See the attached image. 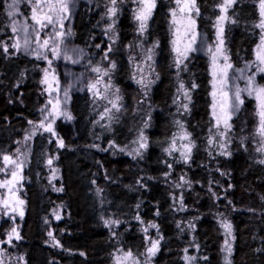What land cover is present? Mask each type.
Returning <instances> with one entry per match:
<instances>
[{
    "label": "trees",
    "instance_id": "1",
    "mask_svg": "<svg viewBox=\"0 0 264 264\" xmlns=\"http://www.w3.org/2000/svg\"><path fill=\"white\" fill-rule=\"evenodd\" d=\"M173 1L157 0L145 32L146 42L154 44L157 52V80L148 96V126L142 127V116L132 113L138 98L128 80L130 65L125 49L134 41L133 1L123 0L115 17L117 43L108 53L116 64L111 74L120 89L123 113L112 131L99 129L97 135L89 93L83 87L76 88L70 97L72 119L55 125L64 142V147H59L36 127L41 120V72L45 64L11 47L12 20L17 24L23 19L30 22L31 6L20 0L10 18L7 5L11 0H0V165L2 156L15 152L21 143L26 148L24 215L18 221L21 239L7 249L12 257H23L25 264H113L119 247L141 256L147 246L144 224L154 223L157 231L149 235L157 234L161 239L148 264H186L185 255L195 257L191 264H223V233L218 224L223 215L234 234L231 264H264V164L259 163L252 143L254 101L245 97L233 115V137L226 154L209 146L210 84L204 56L192 54L181 75L190 96L185 124L195 143L193 153L186 163L173 162L169 167L165 162L164 147L170 143L176 123L177 81L169 30ZM217 2L196 0L199 31L208 38L218 14ZM75 4L74 43L89 56L90 64L95 58L99 62L106 48L102 22L108 0H75ZM228 16L235 21L226 26L229 60L233 71L239 72L253 61L259 35L255 27L258 0H237ZM97 45L101 50L95 49ZM4 46H8L7 53ZM138 129L144 132L147 148L135 159L113 149L96 148V142L107 141L122 146ZM33 131L36 135L26 141L25 135ZM48 159H54L59 169V179L53 183ZM181 175L186 178L183 184ZM61 205L63 216L54 221L52 212ZM105 221L120 223L106 225ZM49 231L59 246L48 236Z\"/></svg>",
    "mask_w": 264,
    "mask_h": 264
},
{
    "label": "rangeland",
    "instance_id": "2",
    "mask_svg": "<svg viewBox=\"0 0 264 264\" xmlns=\"http://www.w3.org/2000/svg\"><path fill=\"white\" fill-rule=\"evenodd\" d=\"M131 1H133V0H131ZM26 2L31 6V4L29 3V0H26ZM32 2L34 3V0H32ZM156 2H157V0H156ZM222 2H223V0H218L217 5L221 4ZM131 4L133 5L132 6V21H133V26H134V41L130 45H128L125 49L126 56L129 59V65H130V76L128 77V80L134 86L135 91H136V96L138 98L137 101L132 106L133 107L132 113L134 115L136 114V116H142V120L144 122L142 127H145L144 125H145V123H147L146 121L148 119L147 118L148 113H149L148 110H150V104H149V100H148L149 89L153 85V83H155L157 80V74H156L157 52H156V46L153 47L154 44H150V43L148 44L146 42L145 34L143 36H141L138 33V31H137L138 23L133 19V10L137 7V5L134 2ZM75 5H76L75 0H72V3L70 4L69 18L63 20V28H61L59 23H57L55 25V28H53L52 25H48L47 27H45L43 30L40 31L39 41H37L36 34L33 31V27L36 28L37 30H39V26L34 25V22L31 20V15H32V7H31V14H30V17L28 18L30 22H25L24 19L21 22H19L18 26H20V30L16 33H13L14 36H13L12 44L18 40L20 45H21V49L19 51H22L24 53H28V54L34 56L37 60H39L45 64V67L42 69V72H41L42 73L41 77H42V80L45 78V70H47V72H48V77H47L48 83L45 84V83L41 82V85H42V98H41V100L43 103V105L41 106V109H47L49 112H51L52 111V104H55L56 101L59 100L61 111H67L70 114V97H71V94L74 92V90L76 88L83 87L89 93L90 107L92 110V114L95 117L96 134L99 135L100 130H107V129L109 130L110 129V131H112L113 125L117 122L118 116L122 115V113H123L124 104L122 101V97L120 95V89L116 87L115 81L112 78L110 62H113V60L110 59V55H108V59H104L105 53L101 54V56L99 58V62L98 61L95 62V60H96V58H95L93 61H91L93 63L90 64V62H89L90 60L88 59L89 56H87V54H85V52L81 51L80 49H77V47L74 43L72 25H73ZM108 5H109V0H108ZM108 5H106V10H107ZM118 6L119 5H117V7ZM176 7H177V5H176L175 0H174L171 10L175 9ZM216 8H217V13H218L217 17H218L220 15V10L218 7H216ZM171 10H170L169 30H170V48H171V53L173 56L174 68L176 70V81H177L176 97L174 100V105H175L174 110H175V115H176V117H175L176 123H175V131L173 133V136L170 140V143L165 145L164 152H165L166 148H169L172 145L173 138H175L176 150L172 151L171 154L165 152V156H166L165 162L168 164V166L171 165L173 162H175V163L178 161L185 162L183 157L181 156V152L184 151L183 145L188 144L189 141H191V143L194 144V147H195V143L191 137V134L187 131L186 124H185V117H186L185 113L189 110V99H186L184 97L183 92L178 91V89L180 87V83L183 82L182 77H181L182 67L184 65V62L187 61L192 54L204 56L208 61L207 73L209 76V84H210L209 110H210L211 121H212L210 129H209L210 132L208 135V145L213 147V148H216V150L218 152L226 154L227 148L229 147L230 142H231L232 137H233V135L231 133L232 131H229V132H227L228 140L225 141V139L219 135L220 132L225 131L223 125L221 124L219 129H218L216 127V120L213 118L214 97H213L212 93L214 91V84H215V91L217 93V95L215 97L216 104H217V107H216L217 112H219V102L221 100L220 83L218 80L214 81V77L212 74L213 70H214L213 65H212V53L208 51L209 47H211L212 50L215 51V47L217 44L216 27L214 26L213 34L211 37L208 38V37L202 35V33H200V31H199V27L197 24L198 16H196L193 13V17L196 21L195 31H196V37H197L196 43L193 45V47L196 49V51L189 52L188 58L183 61L181 68L177 69L176 63H175L176 53H174L172 50L173 49L172 41H173V39H175V37L173 36L174 26L171 24V20H172ZM17 12H19V11H17ZM45 12H47L46 7H45ZM228 12H229V10H228ZM117 13H119V12H117ZM178 15H179V13H178ZM227 15H228V13H227ZM103 18H104V21L102 22V24H103L102 30L104 32L103 38L105 39L104 47H106L104 52H106L108 50L109 45L112 46V51H113V48H114L113 46H115V44L117 43L116 23L114 26V32H106L107 25L109 23H111V21L108 19V17L105 14H104ZM259 20H260V16H259ZM259 20H258V22H259ZM228 22L229 21H224V28H225L224 36H225V47L227 49V55L229 56L228 48H227V44H226L228 41L227 32H226V26L228 25ZM24 24H28V25L33 26V27H30L28 29L27 34H25V32L23 31L22 26ZM258 30H259V35H258L257 43L254 46V50H253V61H251V64H249L250 66L245 67L243 69L244 70L243 75L245 78H240L241 77L240 71L234 72L233 69L228 70V75H229L230 79H229V83H228L227 88H225L224 90L229 91L230 96H231L232 92H234L236 86H238L241 89H244L246 87V77L251 76L253 74H255V83L257 85L264 86V72H257L258 62L256 61V55H255V49H256L257 45L260 43V29L258 28ZM58 31H63L66 33V35L62 39L57 38V37H55V33ZM68 31L71 32V35H67ZM180 32L181 33L184 32V28L182 26L180 27ZM26 35H27V38L29 40V44L27 45V49H28L27 51L25 50V45H24V40H25ZM110 37L115 38L114 44L112 43V40L110 39ZM46 39L49 40L48 48L47 49L40 48L39 44H42L43 41ZM188 39H190V34L187 38H183V37L181 38L179 45H178L181 50H183L184 47L186 46ZM55 44L60 45L61 55L59 57H54L51 50H50ZM99 48L101 50V46ZM99 48L96 47L95 49L99 50ZM149 48H153L152 60L147 59V56H148L147 50ZM13 49L16 50L15 48H13ZM33 49H35L36 51L33 52L32 51ZM65 51L67 52L68 56L72 57L71 60L64 58ZM38 52L44 53L47 56V59L37 58L36 53H38ZM91 57H93V55L90 56V58ZM87 59H88V61H87ZM49 60L52 61L51 65H49V63H48ZM73 60H76L78 62L73 63L72 62ZM229 62H230V60H229ZM95 64H97V65H95ZM218 64L223 65L222 58L218 61ZM89 65H91V66H89ZM93 67H100L102 70L107 69V70H109V75L103 76L101 73H95L91 70ZM217 71H218V69H217ZM97 79H100L101 83L96 86L95 90L89 91L88 85L90 83H94ZM141 80L151 81V83H149L147 85V87H144L141 83L137 82V81H141ZM109 83L111 86L108 87L107 91H106V86L109 85ZM183 84H184V82H183ZM184 87H185V84H184ZM65 89H67V92H68L67 98H65V95H64ZM117 89H119L118 93L116 92ZM185 89H186V87H185ZM95 92H98L99 96L95 95L94 94ZM116 95H119L121 97V100L118 101V104L121 106V109L119 112H117L115 109H112L111 104L108 102L109 100L115 99ZM100 97H104V98H100ZM245 97L251 98L254 101L255 120H256V128H257V125H258V117L256 115L257 101H256L254 96H249L246 92H242L241 98L244 100ZM50 100L52 101V104L49 103ZM65 100H66V102H65ZM184 104L188 105L187 111H185V109L183 107ZM105 108L111 109V113H110V115L112 116L111 120L109 119V115H104L103 119H101V114L104 113ZM44 114L45 113L41 112V119L43 118ZM60 120L65 122V123H67L69 121V119H66L63 116H57L55 123L53 124L54 129H55L56 123ZM177 121H179L180 124H183V129H181L180 124H178ZM231 121H230V123H231ZM231 125H232V123H231ZM40 129L43 132H45L42 128H40ZM97 130H99V131H97ZM141 130L142 129H138L137 135L133 139L127 141L122 146H119L116 143H112L111 141H107L104 143L96 142L95 143L96 148H98L99 150H103V151H107V149L108 150L113 149V150L122 152L126 155L133 156V155H135V153L133 152V149H139V143L138 142L134 143V141H138V137L140 136ZM55 131H56V129H55ZM183 132H187L190 134L188 140H183L180 138ZM45 133L47 135H49V137L51 139L56 140V138L52 137L50 133H48V132H45ZM143 134H144V132H143ZM95 139L97 140V138H95ZM95 139H94V142H95ZM210 139L213 141L212 144H209ZM252 143L254 145L255 155L257 156L258 160L260 161V160L264 159V153H260V152L256 151V149L260 146V137L258 135H256V130H255V133L253 135ZM222 144L225 146L221 147ZM112 145H115V146H112ZM194 147L191 150L190 157L193 153ZM17 149L20 150L19 153H17V150H16L15 152L9 153L7 155H11L14 159L17 157V155H19L20 160L23 161V164H25V159H26L25 143L24 142L21 143V145H19ZM121 149H124V150L121 151ZM139 150H140L141 155H142L143 151L145 149H139ZM129 153H132V154L130 155ZM141 155H139V156H141ZM139 156H136V157H139ZM189 159H188V161H189ZM46 165H47V168L49 170L50 181H51V183H53L59 179V169H58V167L55 166V160L54 159H52L51 165H49L48 163ZM0 167H3V160L1 162ZM23 170H24V167L22 169L17 170L19 172V175L22 177V179H20L19 183L13 187V191L15 192L16 197H18L19 199H22L24 201V198L22 195ZM181 177H183V180L181 179ZM10 178H11V166L5 172H0V180L10 179ZM185 179L186 178L184 175L179 176L180 183L183 184ZM179 181H174V183L177 184V183H179ZM54 188L57 189L56 186H54ZM3 197H9L10 203H12L13 206H15V207H22L23 212H24L25 202L22 206L18 205L16 203L15 198L10 196L9 191L6 188H0V198H3ZM179 206H181V205H179ZM179 209H181V207ZM54 212H59V214L62 218L63 212H64V206L63 205L56 206L52 212L53 213V215H52L53 220L57 221V219L55 218ZM10 217H13V218H10ZM20 219H21V217L18 214L10 213L8 216H6L3 214V209H0V227L1 226L3 227V230L0 229V241H6L7 240V233L11 230V228L13 226L17 227V230L19 232L18 221ZM225 219H227V218L224 217L223 215L222 216L220 215L218 218V224H219L220 229L222 230V233H223L222 248L224 246V241L226 239V236L224 233V229L221 227V222ZM3 224H5V226H3ZM150 224H154V223L144 224V227H143L144 233H145L144 229L145 228L148 229L147 233H146L147 246H146L143 254L141 256H136L132 253L133 258L128 259L126 262L122 261V264H134V261H138L139 264H148V262L151 261L152 258L155 256L154 255L149 259L148 254H147V248L151 246L150 245L151 240H159V245H160V239L161 238L157 234L156 235H152V234L149 235L150 232L157 231L156 227L155 228L148 227ZM232 237H234L233 229H232ZM13 241H16V240L13 239L11 244L13 243ZM230 242H231V246H232V250H233L234 239L230 238ZM11 244L0 243V250H3L2 253H0V260L3 261V264H25L24 259H22V260L20 259L21 256L15 255L12 257L9 254L7 249L9 248V246H12ZM128 251H130V250L125 249V248H121V247L116 249L114 254H113V264H117L118 258H122L123 254L128 252ZM222 254H223V264H225L224 258L227 255V253L222 251ZM229 259L231 260V256L229 257Z\"/></svg>",
    "mask_w": 264,
    "mask_h": 264
},
{
    "label": "snow or ice",
    "instance_id": "3",
    "mask_svg": "<svg viewBox=\"0 0 264 264\" xmlns=\"http://www.w3.org/2000/svg\"><path fill=\"white\" fill-rule=\"evenodd\" d=\"M134 3H136L137 7L133 10V19L138 23L137 31L138 33L143 36L145 32L148 29V21L152 17L153 10L156 8V0H133ZM237 2V0H223V2L217 7L220 10V15L216 18L215 27H216V40L217 44L215 47V51L212 50L211 47H209L208 51L212 53V65H213V77L214 81L218 80L220 83V96L221 100L219 102V112L216 111V100L215 97L217 95L215 91V84H214V91L212 93L214 97L213 102V118L216 120V127L219 129L220 125L222 124L225 131L220 132L219 135L225 139V141L228 140L227 132L231 131L232 125L230 121L232 120L233 115H235L239 110L241 105H243L244 101L241 98V93L246 92L249 96H254L257 101V110L256 115L258 117V125L256 128V135L260 137V146L256 149L257 152L264 153V86L257 85L255 83V74L251 76L246 77V87L244 89L239 88L238 86L235 87L234 92H232L231 96L229 95V91H225L224 89L227 88L229 83V75L228 70L233 68V65L229 62V56L227 55V49L225 47V28H224V21H229L232 23H235V21L230 20V17L227 15L228 10L232 8V6ZM20 3V0H11V3L7 5L9 11L8 16L12 18L16 14V10L18 8V5ZM29 3L32 7V15L31 20L34 22V25L39 26V30L34 28L32 25L24 24L23 31L25 34L28 33V29L30 27H33V31L36 34L37 41H39V33L41 30H43L48 25H52L53 28H55V25L57 23L60 24L61 28H63V20L69 18L70 13V4L72 3V0H34V3L32 0H29ZM118 3H123V0H109V5L107 6V10L105 15L108 17V19L111 21L107 25L106 32H114V26H115V17L118 12ZM175 3L177 7L175 9L171 10V24L174 26L173 30V36L175 39H173V52L176 53V67L177 69L181 68V65L183 64V61L188 58V53L192 51H196V49L193 47V45L196 43V21L193 17V13L198 16L200 14L199 8L197 6L196 0H175ZM45 7L47 8V12H45ZM258 9H259V16L260 20L258 23L255 24L256 28L260 29V43L257 45L255 49V55H256V61L257 64V72H264V0H258ZM179 13V15H178ZM184 28V32H180V27ZM11 28L13 33H16L20 30V26H18L17 22L13 19L11 23ZM190 34V39H188V42L183 50L180 49L179 42L181 38H187ZM66 35L63 31H58L55 33V37L57 38H63ZM67 35H71V32L68 31ZM112 40V43H115V38L110 37ZM29 44V40L27 38V35L24 40L25 50L27 51V45ZM49 45V40H44L42 44H39V47L42 49H47ZM12 48H15L17 51L21 49V45L19 41L17 40L15 43L11 45ZM99 48L100 45H97ZM155 47V45L153 46ZM51 52L54 57H59L61 55L60 51V45L55 44L51 49ZM33 52L36 50L33 49ZM112 51V46L109 45L108 50L104 54V59H108V53ZM148 60H152V53L153 48H149L148 50ZM4 52H8V46H4ZM37 58H44L47 59V56L42 53L38 52ZM64 58L71 60L72 57L67 55V52L64 53ZM222 58L223 65L218 64V61ZM73 63H76L78 61L73 60ZM49 65H51L52 61H48ZM250 66V65H248ZM246 66V67H248ZM116 67L115 62H110V68L114 69ZM218 69V71H217ZM95 73H101L103 76L109 75V70L107 69H101L100 67H93L91 69ZM241 72L240 78H245L243 75L244 70H239ZM48 72L45 70V78L41 81L42 83L47 84L48 83ZM138 83H141L144 87H147L151 81H137ZM100 79H97L94 83H90L88 85V90L93 91L96 89V86L100 84ZM109 85L106 86L107 88L110 87ZM193 88L196 87L195 84L192 85ZM179 92H183V95L186 99H189L190 102V96L188 91L185 89L183 82L180 83V87L178 89ZM116 92H119V89L116 90ZM95 95L99 96L98 92L94 93ZM65 98H67L68 92L67 89L64 90ZM104 98V97H100ZM121 100V97L119 95L115 96V99L109 100L108 102L111 104L112 109H115L117 112L120 111L121 106L118 104V101ZM66 102V100H65ZM50 104H52V101H49ZM185 111L188 110V105H183ZM42 113H45L43 115V118L39 122L38 125H36L37 128H42L45 132H48L51 134L52 137L56 138L57 145L59 147H64V142L62 139L58 137L57 132L53 128V124L55 123V120L57 116H63L66 119H72L71 115L67 111H61L60 109V101L57 100L55 104H52V111L49 112L47 109H41ZM111 109L105 108L104 113L101 114V119H103L104 115H109V119H112V116L110 115ZM47 122V123H46ZM30 124H32V121H29ZM178 124H180L179 121H177ZM147 127V123L144 125ZM181 129H183V124H180ZM36 135V132L33 131L30 135H25L24 139L27 141L31 139V136ZM190 134L187 132H183L181 135V139L188 140ZM139 143V149H145L147 148V139L143 134V130H141L140 136L138 137V141H134V143ZM212 140H209V144H212ZM115 146V145H112ZM225 145H221V147H224ZM194 147V144L189 141L188 144L183 145L184 151L181 152V156L183 157L184 161L187 162L190 158L191 150ZM139 149H133V152L135 155H133V158L135 159L136 156L141 155V152ZM124 149H121L123 151ZM175 138H173V143L169 148L165 149V152L171 154L172 151H175ZM19 149H17V153H19ZM130 155L132 153H129ZM225 154V153H221ZM3 167H0V172H5L7 169L11 166V178L10 179H4L0 180V188H6L8 189L10 196L14 197L16 200V203L20 206L24 204V201L22 199H19L16 197L15 192L13 191V187L17 185L22 179V177L19 175L18 169H22L24 167L23 161L20 160L19 155L14 159L11 155H3ZM49 165L52 164V159H49L47 161ZM259 163L264 164V159L260 160ZM171 167V165H169ZM183 180V177H181ZM179 186V185H178ZM56 191H62V189H55ZM99 191V190H98ZM181 207L183 205L181 204ZM0 209H3V214L8 216L10 213H16L21 218H23L24 212L22 207H15L12 203H10L9 197H3L0 198ZM158 214V213H157ZM55 218L57 220L61 219V216L59 212H54ZM13 218V217H10ZM137 219L139 220V216H137ZM47 223V220L45 221ZM119 221H105L106 225L109 224H119ZM148 227L155 228V224H150ZM179 227V225H178ZM191 227L194 228V225ZM221 227L224 229V233L226 236V239L224 241V246L222 248V251L226 252L227 255L225 256V264H231V260L229 257L232 253V246L230 242V238L234 239L232 237V225L231 223L225 219L221 222ZM147 228L144 229L145 233H147ZM48 236L53 239V242L55 246H59V242L55 240L53 237V234L51 231L48 232ZM20 240L21 236L17 230V227L13 226L11 230L7 233V240L6 241H0V243H8L11 244L12 240ZM150 247L147 248V254L149 259L156 254L159 248V240H151L150 241ZM3 250H0V253H2ZM185 252H187V249H185ZM81 255H84V253H81ZM133 258V254L131 251H128L123 254L122 258H118L117 264H122V261H127L128 259ZM21 260L23 257L20 258ZM186 264H191V262L195 259V257H191L188 255H185L184 257ZM0 264H3V261L0 260ZM134 264H139L138 261H134Z\"/></svg>",
    "mask_w": 264,
    "mask_h": 264
}]
</instances>
